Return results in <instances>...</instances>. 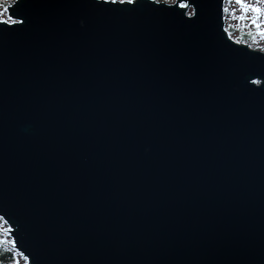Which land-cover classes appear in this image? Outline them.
Returning a JSON list of instances; mask_svg holds the SVG:
<instances>
[{
	"label": "water",
	"instance_id": "1",
	"mask_svg": "<svg viewBox=\"0 0 264 264\" xmlns=\"http://www.w3.org/2000/svg\"><path fill=\"white\" fill-rule=\"evenodd\" d=\"M225 6L12 0L0 216L25 264H264V49Z\"/></svg>",
	"mask_w": 264,
	"mask_h": 264
},
{
	"label": "rangeland",
	"instance_id": "2",
	"mask_svg": "<svg viewBox=\"0 0 264 264\" xmlns=\"http://www.w3.org/2000/svg\"><path fill=\"white\" fill-rule=\"evenodd\" d=\"M168 2H173L174 0H166ZM0 3H4V0H0ZM243 5H248L249 7L244 8L241 4H238L236 0H228L226 20L233 22L238 28V32L231 33L235 38L243 40L240 37V32L245 30L247 32H255L253 36L249 37L245 42L251 43L256 48L264 49V0H243ZM7 6V5H6ZM259 7L262 11L257 13L253 11V8ZM226 8V7H225ZM245 16L246 19L240 20V16ZM0 18L10 19L7 12L0 8ZM258 18V19H257ZM256 20L254 24L252 21ZM257 24L259 27H257ZM0 241L7 244V246L12 250V255H14V264H25V257L13 248L12 235L8 232V224L0 216Z\"/></svg>",
	"mask_w": 264,
	"mask_h": 264
},
{
	"label": "trees",
	"instance_id": "3",
	"mask_svg": "<svg viewBox=\"0 0 264 264\" xmlns=\"http://www.w3.org/2000/svg\"><path fill=\"white\" fill-rule=\"evenodd\" d=\"M227 4H228V0H226L225 12H227ZM227 26L232 34L238 32L239 30V28L233 22L228 21ZM254 33L255 32H247L243 30L240 32V37L243 40H247L249 37L253 36ZM11 249L7 246L6 243L0 241V262L4 264L16 263V260H14V255H12Z\"/></svg>",
	"mask_w": 264,
	"mask_h": 264
},
{
	"label": "snow or ice",
	"instance_id": "4",
	"mask_svg": "<svg viewBox=\"0 0 264 264\" xmlns=\"http://www.w3.org/2000/svg\"><path fill=\"white\" fill-rule=\"evenodd\" d=\"M11 2H12V0H4V3H0V8H3L4 12H8L9 7L11 6ZM236 2L238 4H241L244 8L249 7L248 5H243V0H236ZM182 6L187 7V5H182ZM252 10L257 12V13H260L262 11L259 7L253 8ZM239 19L244 20V19H246V17L242 15L239 17ZM252 22L255 24L256 20H253ZM257 27H259L258 24H257Z\"/></svg>",
	"mask_w": 264,
	"mask_h": 264
},
{
	"label": "bare ground",
	"instance_id": "5",
	"mask_svg": "<svg viewBox=\"0 0 264 264\" xmlns=\"http://www.w3.org/2000/svg\"><path fill=\"white\" fill-rule=\"evenodd\" d=\"M226 7V6H225Z\"/></svg>",
	"mask_w": 264,
	"mask_h": 264
}]
</instances>
